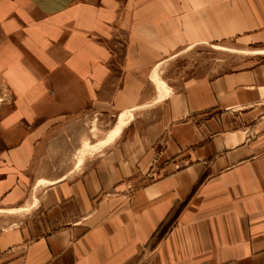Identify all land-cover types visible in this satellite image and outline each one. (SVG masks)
<instances>
[{
  "label": "crops",
  "instance_id": "crops-1",
  "mask_svg": "<svg viewBox=\"0 0 264 264\" xmlns=\"http://www.w3.org/2000/svg\"><path fill=\"white\" fill-rule=\"evenodd\" d=\"M227 40L251 54L171 88L161 136L78 162V121ZM0 99V264H264V0H0Z\"/></svg>",
  "mask_w": 264,
  "mask_h": 264
},
{
  "label": "rangeland",
  "instance_id": "rangeland-1",
  "mask_svg": "<svg viewBox=\"0 0 264 264\" xmlns=\"http://www.w3.org/2000/svg\"><path fill=\"white\" fill-rule=\"evenodd\" d=\"M249 54L251 53L242 48L235 40L222 41L215 45L194 46L181 51L170 61L160 66L161 69L159 70L162 71L161 78L163 80L158 77L157 70L154 72L155 75H153L152 80L158 87L159 92L164 94L157 99L158 101H155L151 105L147 103L130 112L108 114V116L102 119L94 116L90 121L84 122L80 120L77 122L76 128L72 129V133L77 139V145L72 143L71 149L72 151L75 148L78 149V162L81 163L87 157L93 158L102 153L104 149H107L104 146H91V143H95L108 131L109 134L106 140L110 144L117 138L123 140L126 137L132 136L134 132H137V137L145 136L146 134L152 138L161 136L164 130L161 128L160 121L163 120L162 118L165 115L161 112V102L172 90L171 88L180 90L183 81L188 77L203 73L218 75L238 67L244 63L245 58ZM1 102L0 99V105ZM105 125L109 126V130ZM84 142L87 143L85 144ZM62 155V153L58 157L56 155V158L54 157V160L50 161L52 167L59 169L69 163L59 159ZM94 163L98 162L95 161ZM22 213L0 211L1 226H4L8 222L10 223L12 219H20Z\"/></svg>",
  "mask_w": 264,
  "mask_h": 264
}]
</instances>
